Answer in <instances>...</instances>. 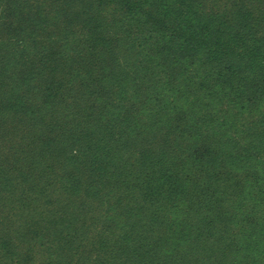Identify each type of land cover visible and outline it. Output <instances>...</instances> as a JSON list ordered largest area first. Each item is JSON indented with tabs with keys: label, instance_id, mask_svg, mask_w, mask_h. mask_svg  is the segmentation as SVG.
<instances>
[{
	"label": "rangeland",
	"instance_id": "rangeland-1",
	"mask_svg": "<svg viewBox=\"0 0 264 264\" xmlns=\"http://www.w3.org/2000/svg\"><path fill=\"white\" fill-rule=\"evenodd\" d=\"M200 26L211 29L205 44L213 62L228 52L229 69L213 81L215 64L193 30ZM238 37L264 54V0H0V94L37 90L44 70L56 103L46 101L42 122L54 116L47 129L60 148L51 151L45 195L27 194L30 223L44 217L50 229L16 239L5 264H80L63 251L66 233L91 240L90 264L111 263L115 249L120 262L126 250L141 264H264V59L251 69ZM195 42L201 47L191 51ZM25 100L40 102L31 93ZM131 111L137 120H123ZM77 133L83 148L75 154L67 144ZM88 138L100 142L101 171L87 155ZM150 148L157 155L133 165ZM60 170L80 172L98 188L133 191L126 212L114 215L112 205L110 215H76L109 219L111 234L64 229L72 214Z\"/></svg>",
	"mask_w": 264,
	"mask_h": 264
},
{
	"label": "trees",
	"instance_id": "trees-1",
	"mask_svg": "<svg viewBox=\"0 0 264 264\" xmlns=\"http://www.w3.org/2000/svg\"><path fill=\"white\" fill-rule=\"evenodd\" d=\"M174 20L175 17L168 18L167 23L173 25L174 29H176ZM251 20L254 19L251 18ZM255 22L257 23L256 20H254V23ZM193 30L202 37L205 44L207 36L211 33V29L209 30L200 26L194 27ZM237 43H241V47L244 48L243 51L250 59L249 67L253 70H257L259 59H264V54H259V51L253 46V40L249 42L244 37H238ZM205 46L208 48L206 59L213 62V60L210 59V49L206 44ZM200 47L201 46L195 42L191 44V51H196ZM228 58V52L225 50L220 51L214 56L215 61L213 63L215 66L210 81H213V78L218 73L229 69V67L224 66L225 60H228ZM0 71H2V69H0ZM44 72V70H39V83L36 86L38 88L37 90H30L23 84L25 86V91H19L17 96H15L13 93L14 91L11 89L9 93L7 91L5 94H0V119H2V121H0V264H5L4 257L8 260V256L10 257L11 254L14 253V243L16 239L20 241L24 239L27 231L32 234L42 229L49 230L50 228L48 227L51 225V221L47 218L40 217L38 220L30 223L27 217L30 216L29 210L31 207L30 204L32 203L30 198L27 200V194H29V191L33 188L36 190L34 194H38L39 197L45 195L46 186L44 183L47 184L46 179L47 176H49L47 172L54 170L53 158L55 155L51 153V151L60 152L58 141H56L57 137H53L57 136V132L54 130H49L48 132L47 129V121L50 118L54 121V116H48L42 122V119L47 115L46 101L51 98L48 99L46 94L48 89L46 90L44 75L42 76ZM21 78L25 83L26 80L23 75H21ZM29 80L30 79L27 78L26 84ZM2 82L3 80L0 78V87ZM11 93H13L15 100L11 99ZM22 93L23 97H21ZM30 93L39 98L40 102L36 104L34 102L30 103V100H25V96ZM19 100H23L24 110L21 109ZM55 101L56 100L50 99L51 103H56ZM132 103L133 102H127L129 105ZM106 111H108V107ZM134 113L135 112L132 111L127 112L125 116H123V120H126L127 116L130 121L137 120ZM35 120H38V123H36ZM49 125L52 129L55 128L54 122H49ZM132 130H129L128 133H132ZM90 134L93 136L95 133L92 132ZM107 134L109 133L107 132ZM62 135L64 136V134ZM65 140L66 139L60 141L64 142ZM81 140L78 133L71 135V138L68 140L69 144L67 145L70 146L73 153L77 154L79 150H82ZM99 143L98 141L89 139L87 144V155L89 160L93 166H96L94 171H101L103 168L100 164L103 162V159L99 156ZM102 143L104 146H111L108 142ZM156 155L157 153L151 148L150 150L145 149L144 152L139 155V158L136 159L139 162L134 161L133 165L152 160ZM56 158L60 161L64 159V156L58 153L56 154ZM175 163L174 161V165ZM175 168L177 167H168L165 173L161 171V177H166L168 173L172 174ZM60 175V177L56 176L58 184L67 189L63 197L66 201L65 207L70 209V214H72V222L67 224L64 229L71 231H86L90 228H99L100 231L111 234L113 224L109 219L99 220V222L89 219L83 221V218L76 217V215L81 216L84 214L86 217L93 213H100V216L110 215L112 205L115 206L113 209L114 215H118L121 212H126L127 204L134 202L133 191L128 193V187H124L125 184H122V187L117 185L116 188H110L109 186L98 188L91 179L89 180L81 176L80 172L75 175V177H64L60 170ZM119 181L121 182L122 180L120 179ZM63 184H67V187H64ZM177 186L178 185L173 186V188ZM5 191L9 193L19 192L24 198L6 199L3 197ZM112 199L115 202L112 201ZM37 201H39V199L36 200V205ZM89 205H91V207H89ZM14 215L18 218H15ZM17 229L20 231L15 234V230ZM61 238V242H64V239L66 240V246L64 247L65 249H63L64 252L77 254L80 257V264H90L88 260L90 258L89 254L91 253V249H87V247L91 246V240L76 239L73 235L68 233L64 234V236L62 235ZM21 242H24V240ZM79 247L83 249L79 251ZM154 249H157V247H154ZM115 250L116 252L114 254L116 259L109 264H141L139 262H133L131 253L126 250H123L124 258L120 262L119 251L118 249ZM134 258L139 260L140 255L135 253ZM25 259L26 257H23L21 261H25Z\"/></svg>",
	"mask_w": 264,
	"mask_h": 264
}]
</instances>
